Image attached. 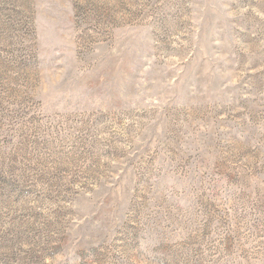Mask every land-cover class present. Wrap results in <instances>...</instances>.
<instances>
[{"label": "rangeland", "instance_id": "1", "mask_svg": "<svg viewBox=\"0 0 264 264\" xmlns=\"http://www.w3.org/2000/svg\"><path fill=\"white\" fill-rule=\"evenodd\" d=\"M0 264H264V0H0Z\"/></svg>", "mask_w": 264, "mask_h": 264}]
</instances>
